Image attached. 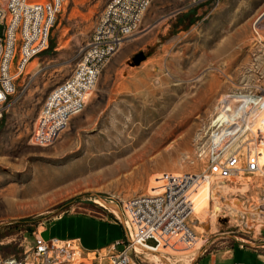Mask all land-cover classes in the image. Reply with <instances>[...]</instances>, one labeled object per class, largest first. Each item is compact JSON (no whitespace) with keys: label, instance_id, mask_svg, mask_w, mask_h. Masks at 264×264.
Returning a JSON list of instances; mask_svg holds the SVG:
<instances>
[{"label":"rangeland","instance_id":"rangeland-1","mask_svg":"<svg viewBox=\"0 0 264 264\" xmlns=\"http://www.w3.org/2000/svg\"><path fill=\"white\" fill-rule=\"evenodd\" d=\"M107 1L62 2L48 48L27 63L3 106L0 260L29 250L59 216L80 213L122 225L125 200L160 193L167 174L203 169L196 152L238 104L248 123L232 147L251 141L262 171L228 181L205 177L188 221L196 244L160 236L155 249L136 246L139 260H132L194 264L202 257L207 264L211 256L215 264L229 246L264 255V219L249 213L264 188V0H152L101 70L84 109L54 143L30 142L46 96L82 58ZM139 53L144 58L133 64ZM245 153L243 145L242 163Z\"/></svg>","mask_w":264,"mask_h":264},{"label":"built area","instance_id":"built-area-1","mask_svg":"<svg viewBox=\"0 0 264 264\" xmlns=\"http://www.w3.org/2000/svg\"><path fill=\"white\" fill-rule=\"evenodd\" d=\"M63 1L0 0V25L3 27L0 36V115L7 100L15 93L16 81L27 63L48 48L50 31ZM192 1L200 4L219 0ZM151 2L107 1L82 58L69 77L46 96L30 138L32 144L47 146L54 143L71 117L84 109L86 97L94 89L101 70L138 28ZM238 123L215 126L205 149L198 150L195 155L203 166L200 172L167 174L160 193L137 194L123 202L124 239L88 250L78 238L44 239L36 236L29 250L19 256L1 259L0 264H132V255L139 260L136 246L155 249L160 244V236L192 247L197 242V235L188 221L193 214V196L204 178L228 181L262 171L252 155L251 141L232 147V142L240 135L238 129L244 128L243 123ZM243 145L246 153L242 163L239 152ZM249 213L264 219V188ZM250 215L241 214L240 218L261 219ZM149 239L155 244H147Z\"/></svg>","mask_w":264,"mask_h":264},{"label":"crops","instance_id":"crops-1","mask_svg":"<svg viewBox=\"0 0 264 264\" xmlns=\"http://www.w3.org/2000/svg\"><path fill=\"white\" fill-rule=\"evenodd\" d=\"M125 231L122 225L113 220H106L92 215L73 213L59 216L46 228L42 238L71 239L78 238L82 246L88 250H94L106 246L107 244L122 239ZM226 259L215 260V264H264V255L256 250L239 246H233L228 250ZM210 254V253H209ZM207 254V255H209ZM203 258H208L205 256ZM202 259V257H201ZM194 264H200V260ZM212 257L207 259V264H211Z\"/></svg>","mask_w":264,"mask_h":264},{"label":"bare ground","instance_id":"bare-ground-1","mask_svg":"<svg viewBox=\"0 0 264 264\" xmlns=\"http://www.w3.org/2000/svg\"><path fill=\"white\" fill-rule=\"evenodd\" d=\"M90 96L87 95L86 99ZM248 115V114H247ZM238 119V120H237ZM237 121H241L244 126L247 125L248 123V120H247V116H246V111L243 109V105L242 104H238L235 106V108L233 107L228 113H227V116H226V125H230L234 122H237ZM239 124V123H238ZM241 124V125H243ZM238 125H235L234 127H237ZM241 131V129H238ZM239 131V132H240ZM258 216V215H257ZM254 217V216H253ZM133 264H134V261H132Z\"/></svg>","mask_w":264,"mask_h":264},{"label":"water","instance_id":"water-1","mask_svg":"<svg viewBox=\"0 0 264 264\" xmlns=\"http://www.w3.org/2000/svg\"><path fill=\"white\" fill-rule=\"evenodd\" d=\"M143 58H144V55L142 53H139V54L135 55L132 58L133 64H138ZM261 234L264 237V227L261 229Z\"/></svg>","mask_w":264,"mask_h":264}]
</instances>
